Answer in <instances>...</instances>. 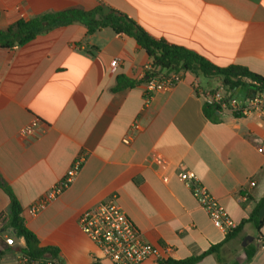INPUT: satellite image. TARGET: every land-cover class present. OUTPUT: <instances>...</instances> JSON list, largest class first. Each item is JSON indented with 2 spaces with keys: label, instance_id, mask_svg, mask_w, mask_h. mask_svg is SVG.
<instances>
[{
  "label": "crops",
  "instance_id": "1",
  "mask_svg": "<svg viewBox=\"0 0 264 264\" xmlns=\"http://www.w3.org/2000/svg\"><path fill=\"white\" fill-rule=\"evenodd\" d=\"M101 5L128 15L156 40L264 77V0H0V31L38 15ZM149 65L134 39L111 28L89 34L80 22L0 46V178L23 208L26 226L40 247L58 251L60 264H111L78 218L115 195L147 243L163 253L173 249L166 261L264 264V218L259 231L245 222L264 200V157L253 142L264 136V120L219 110L213 121L199 89L218 90L221 81L190 72L172 89L147 95ZM118 77L134 85L115 90ZM34 121V134L23 137ZM134 121L139 129L126 145ZM77 161L69 187L30 215L29 207ZM181 170L196 174L240 225L236 232L229 236L213 224L178 178ZM1 213H10L2 188ZM5 236L11 230L0 235V264H15ZM247 237L253 241L244 246Z\"/></svg>",
  "mask_w": 264,
  "mask_h": 264
},
{
  "label": "built area",
  "instance_id": "2",
  "mask_svg": "<svg viewBox=\"0 0 264 264\" xmlns=\"http://www.w3.org/2000/svg\"><path fill=\"white\" fill-rule=\"evenodd\" d=\"M116 64V61L113 62ZM183 73L164 74L158 68L149 65L147 67L148 78L146 80L147 95L157 91H168L179 83ZM247 83L255 84L250 79H245ZM249 91V90H248ZM207 104L216 106L222 112H230L234 115L249 117L258 115L264 120V92H252V96L241 98L226 92L222 87L218 90L203 91L199 89ZM38 125L34 121L21 131L23 137L33 135ZM137 121L131 125V133L123 139V143L129 145L132 142V134L138 131ZM257 152L264 157V136H256L253 139ZM81 167V162L74 163L71 170L63 179L51 190L44 198L32 204L28 212L30 215H36L43 209L47 203L60 195L72 183L74 177ZM178 178L191 190L193 196L199 205L206 211L213 224L223 231H232L238 227L229 216L226 209L221 203L200 183L196 174L189 170H181ZM255 181L250 182L254 187ZM9 214H0V235L5 234L10 229L7 227ZM78 224L82 232L87 235L98 247L102 258L111 264H145L152 261L153 264H161L166 261V256L173 249L167 247L161 252L155 246L147 243L141 232L133 225L127 213L123 210L118 202L117 196L111 197L107 202L101 203L96 207L84 211L78 218ZM15 236H5V243L11 247L25 248L26 244H19L15 241ZM22 238V237H21ZM261 245L262 240L258 241ZM17 259L15 264H60L52 256L34 257L24 253H16Z\"/></svg>",
  "mask_w": 264,
  "mask_h": 264
},
{
  "label": "trees",
  "instance_id": "3",
  "mask_svg": "<svg viewBox=\"0 0 264 264\" xmlns=\"http://www.w3.org/2000/svg\"><path fill=\"white\" fill-rule=\"evenodd\" d=\"M76 22L84 24L89 34L99 32L104 28H111L117 34L134 39L152 59L153 67L165 72L166 75L190 72L203 79L216 78L221 81V87L233 95H236L239 88L247 89L254 93L264 92V77L239 65L219 67L190 49L156 40L128 15L103 5L98 6L94 11L70 9L38 15L30 20H20L7 30L0 31V46L12 48L17 44L23 45L34 40L38 35L56 27L67 26ZM17 38H20V40L17 41ZM148 76L146 75V77ZM245 79H250L255 84L247 83ZM133 85V82H129L124 77H118L115 90ZM216 111H219V108L207 103L205 104L204 112L213 121H217ZM0 188L10 197V213L7 227L12 231L14 236L24 238L26 244L25 248L17 247L14 251L34 257L45 255L57 257L58 251L55 248L40 247L37 236L26 226L23 218V208L11 189L3 183L1 178ZM263 206L264 200L245 221L252 223L258 231L263 224L259 219V212ZM239 227L240 225L230 231L229 236L236 232ZM256 250V248H253L252 251L247 250V259L250 260ZM2 255L3 253L0 252V260ZM200 258L197 257L183 262L166 261L161 264H192ZM94 264L99 263L95 262Z\"/></svg>",
  "mask_w": 264,
  "mask_h": 264
},
{
  "label": "water",
  "instance_id": "4",
  "mask_svg": "<svg viewBox=\"0 0 264 264\" xmlns=\"http://www.w3.org/2000/svg\"><path fill=\"white\" fill-rule=\"evenodd\" d=\"M20 38H17V41H19ZM237 96L241 97V98H245L246 96H252V92L248 91L247 89H243V88H239L237 90ZM264 218V207L260 210L259 212V219L260 221H262ZM253 241V237H247L244 241V246L247 244V242H251Z\"/></svg>",
  "mask_w": 264,
  "mask_h": 264
}]
</instances>
